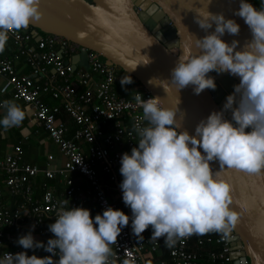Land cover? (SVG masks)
Masks as SVG:
<instances>
[{"label": "built area", "instance_id": "obj_1", "mask_svg": "<svg viewBox=\"0 0 264 264\" xmlns=\"http://www.w3.org/2000/svg\"><path fill=\"white\" fill-rule=\"evenodd\" d=\"M255 3L264 17V0ZM0 37L31 67V74L17 73L0 49V93L28 105L35 131L42 128L63 156L60 166L39 167L22 163L21 147L14 145L0 159V264H149L161 248L170 259L159 264H235L224 223L213 215L196 224L197 206L185 201L128 202L138 164L149 165L161 192L179 176V163H190L156 96L95 51L86 49L87 67L73 66L79 44L49 33L36 40L14 17L0 22ZM120 77L127 89L131 85L129 96L117 92ZM62 113L74 125L71 131ZM38 175L42 191L36 195ZM138 218H150L155 231L137 237ZM29 231L50 258L23 249L19 240Z\"/></svg>", "mask_w": 264, "mask_h": 264}, {"label": "water", "instance_id": "obj_2", "mask_svg": "<svg viewBox=\"0 0 264 264\" xmlns=\"http://www.w3.org/2000/svg\"><path fill=\"white\" fill-rule=\"evenodd\" d=\"M41 34L131 74L179 131L235 264H264V18L246 0H0ZM214 192L217 197L214 196Z\"/></svg>", "mask_w": 264, "mask_h": 264}, {"label": "crops", "instance_id": "obj_3", "mask_svg": "<svg viewBox=\"0 0 264 264\" xmlns=\"http://www.w3.org/2000/svg\"><path fill=\"white\" fill-rule=\"evenodd\" d=\"M5 19L6 18L0 17V22ZM0 49H2L4 53L10 55V57L13 59V63L17 73L31 74V67L28 65L25 57L23 55H14L15 51L13 49L12 43L9 40L0 37ZM53 72V70H49V74H52ZM76 86L77 88L81 89V86H79L78 84ZM116 88L118 94L120 95L131 94V88L127 89L125 82H117ZM45 99L50 103L54 102L49 97H45ZM61 116L62 119L67 122L71 131L74 125L70 123L67 116H65V113H62ZM14 145H20L21 147L22 163H28L39 167H54L60 166L63 162V156L59 152L58 147L54 142H52V140H50L46 136L45 131L42 128L37 129V132L35 131L30 107L19 99L14 98L9 92H6L4 94L0 93V159L3 158L6 153L10 152ZM49 155H51V159L47 158ZM42 180L43 177L41 175H38L33 182V189L36 195H39L42 191ZM47 182L51 187L52 185H56L57 183L55 179H50ZM145 183L146 182H139L135 184L134 198L137 193L139 194L140 192H143L142 188ZM57 187L59 186L57 185ZM0 188L3 191L5 190L1 174ZM136 189L138 191H136ZM16 198L20 199V196H17ZM134 198L132 200L137 202L138 200ZM199 204H210V202H207L205 197V199L197 200V205ZM210 213L211 215L217 217V213ZM204 220L205 219H203L202 223L204 222ZM217 221L221 222L218 217ZM137 223L138 225L133 229L137 237L142 238L147 231L155 230L150 218H138ZM19 241L22 243L21 245L23 249L40 254L45 258H50V255L45 251V244L43 243V241L39 240L38 236L34 232H27L26 235L24 237H21ZM162 250L163 248H161L159 253H155L152 256V262H150L149 264H159L160 262L167 263L169 261L168 256L162 258Z\"/></svg>", "mask_w": 264, "mask_h": 264}, {"label": "trees", "instance_id": "obj_4", "mask_svg": "<svg viewBox=\"0 0 264 264\" xmlns=\"http://www.w3.org/2000/svg\"><path fill=\"white\" fill-rule=\"evenodd\" d=\"M251 5L255 6V8L258 11H260L259 8H257L256 3L254 5L251 2ZM0 17L6 19L11 18V16L9 15H0ZM21 29L23 30L22 27ZM24 30H29V29H24ZM168 125L170 127H173L170 123ZM188 155H190V153ZM178 167L180 171L179 176L175 177L171 182L165 184L163 190L161 192H158L156 189H158V187L162 182L158 181L157 179H155V177H153L150 167L148 164H146V162L138 164V171L140 172V176L135 180V184L139 182H146V183L145 185H143L142 188L143 192H140L139 194L136 192L137 195L135 196V198L138 200L137 202H140L141 200H154L157 202L168 203V204H180L184 200L197 201L198 199H203L204 194L206 192L204 191L203 187L199 184L197 180V174L200 171V167L196 163L194 164L189 163V165L187 166H185L183 163H179ZM136 191L138 190L136 189ZM214 196L217 197V194L215 192H214ZM133 198L134 196L132 197V199ZM132 199H129L128 202L131 204L134 203V205L135 203L137 204V202ZM209 205H215L213 210H210ZM216 206L217 205L215 203H210V204H199L195 209L193 208L195 213V223L201 224L203 219H205V217L208 214H211L210 212L216 213ZM214 217H215V221L218 222L217 217L216 216ZM162 252H163L162 258L168 256L166 255L167 251L164 248Z\"/></svg>", "mask_w": 264, "mask_h": 264}, {"label": "bare ground", "instance_id": "obj_5", "mask_svg": "<svg viewBox=\"0 0 264 264\" xmlns=\"http://www.w3.org/2000/svg\"><path fill=\"white\" fill-rule=\"evenodd\" d=\"M250 5H251V2L253 3V4H255V0H246ZM254 9H256L255 8V6H253V5H251ZM4 15H7V14H4ZM10 16V15H9ZM12 17V16H11ZM7 20V19H6ZM262 139H264V137H262V138H260V139H258L257 141H256V143L258 144V146L259 147H261L260 145H259V141L260 140H262ZM261 149L262 150H264V147H261ZM205 191V190H204ZM206 192V191H205ZM205 197H208V195H207V193H205L204 194V197H203V199H205ZM185 201V200H184ZM184 201H182L181 203H183ZM185 202H187L188 204H190V206H191V208H195V206L197 205V201H193V200H191V201H185Z\"/></svg>", "mask_w": 264, "mask_h": 264}, {"label": "rangeland", "instance_id": "obj_6", "mask_svg": "<svg viewBox=\"0 0 264 264\" xmlns=\"http://www.w3.org/2000/svg\"><path fill=\"white\" fill-rule=\"evenodd\" d=\"M254 5H255V4H254ZM121 79H122V77H120L118 83H119V82L121 83ZM120 90H121V88H120ZM209 207H210V209H213V208L215 207V205H209Z\"/></svg>", "mask_w": 264, "mask_h": 264}, {"label": "clouds", "instance_id": "obj_7", "mask_svg": "<svg viewBox=\"0 0 264 264\" xmlns=\"http://www.w3.org/2000/svg\"><path fill=\"white\" fill-rule=\"evenodd\" d=\"M257 10V9H256ZM258 11V10H257ZM259 12V11H258ZM260 13V12H259ZM261 14V13H260ZM264 18V17H263Z\"/></svg>", "mask_w": 264, "mask_h": 264}]
</instances>
